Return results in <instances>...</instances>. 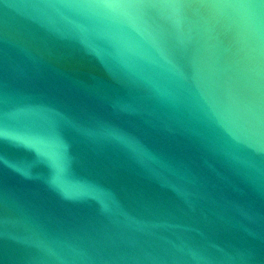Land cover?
Segmentation results:
<instances>
[{"label":"water","instance_id":"obj_1","mask_svg":"<svg viewBox=\"0 0 264 264\" xmlns=\"http://www.w3.org/2000/svg\"><path fill=\"white\" fill-rule=\"evenodd\" d=\"M0 264H264V0H0Z\"/></svg>","mask_w":264,"mask_h":264}]
</instances>
